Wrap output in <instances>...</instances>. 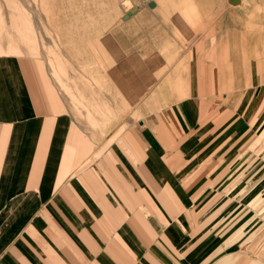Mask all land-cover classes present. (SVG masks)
<instances>
[{
  "label": "crops",
  "instance_id": "1",
  "mask_svg": "<svg viewBox=\"0 0 264 264\" xmlns=\"http://www.w3.org/2000/svg\"><path fill=\"white\" fill-rule=\"evenodd\" d=\"M137 13L100 39L103 78L129 113L113 123L94 92L80 112L63 96L53 105L26 58L0 54V264H264V233L224 232L264 225V170L249 150L261 76L249 68L247 87L219 103L204 50L166 61L129 33Z\"/></svg>",
  "mask_w": 264,
  "mask_h": 264
},
{
  "label": "rangeland",
  "instance_id": "2",
  "mask_svg": "<svg viewBox=\"0 0 264 264\" xmlns=\"http://www.w3.org/2000/svg\"><path fill=\"white\" fill-rule=\"evenodd\" d=\"M152 1L154 7L149 6ZM131 6L138 13L129 33L148 37L151 51H158L166 61L188 60L195 49L204 50L219 80V103L231 104L223 93L240 94L247 87L244 75L249 68L253 78L261 76L264 82V0H0V54L26 58L40 91L43 84L53 105H60L63 96L80 112L86 105L78 98L95 94L101 104L105 102V123L109 117L113 123L129 113L103 78L100 39L121 28L122 15ZM104 93L110 94V115ZM249 150L257 157L255 170H264V124L256 130ZM244 184L237 177L229 186L235 185L242 194ZM254 185L256 180L249 187ZM241 226L243 234L233 238ZM224 232L232 242L246 239L247 243L262 237L264 225L256 216Z\"/></svg>",
  "mask_w": 264,
  "mask_h": 264
},
{
  "label": "water",
  "instance_id": "3",
  "mask_svg": "<svg viewBox=\"0 0 264 264\" xmlns=\"http://www.w3.org/2000/svg\"><path fill=\"white\" fill-rule=\"evenodd\" d=\"M149 6L150 7H154L155 6V2H149ZM137 11V7L135 6V7H132L131 9H129L123 16H122V18L123 19H126V18H128L130 15H132L134 12H136Z\"/></svg>",
  "mask_w": 264,
  "mask_h": 264
},
{
  "label": "bare ground",
  "instance_id": "4",
  "mask_svg": "<svg viewBox=\"0 0 264 264\" xmlns=\"http://www.w3.org/2000/svg\"><path fill=\"white\" fill-rule=\"evenodd\" d=\"M135 13V12H134Z\"/></svg>",
  "mask_w": 264,
  "mask_h": 264
}]
</instances>
